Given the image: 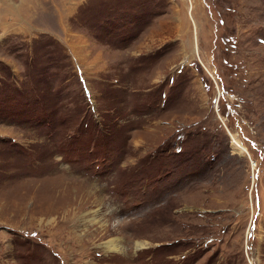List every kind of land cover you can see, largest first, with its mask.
<instances>
[{
	"label": "rangeland",
	"instance_id": "rangeland-1",
	"mask_svg": "<svg viewBox=\"0 0 264 264\" xmlns=\"http://www.w3.org/2000/svg\"><path fill=\"white\" fill-rule=\"evenodd\" d=\"M0 264H264V0H0Z\"/></svg>",
	"mask_w": 264,
	"mask_h": 264
},
{
	"label": "bare ground",
	"instance_id": "bare-ground-1",
	"mask_svg": "<svg viewBox=\"0 0 264 264\" xmlns=\"http://www.w3.org/2000/svg\"><path fill=\"white\" fill-rule=\"evenodd\" d=\"M48 220H51V218H49ZM114 239H112L111 241H108L105 245H106V248L108 250H113L114 249ZM146 244L144 242H138L137 243V248L139 247H144Z\"/></svg>",
	"mask_w": 264,
	"mask_h": 264
}]
</instances>
